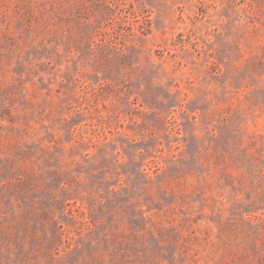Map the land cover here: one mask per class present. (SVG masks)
<instances>
[{
	"label": "rangeland",
	"instance_id": "obj_1",
	"mask_svg": "<svg viewBox=\"0 0 264 264\" xmlns=\"http://www.w3.org/2000/svg\"><path fill=\"white\" fill-rule=\"evenodd\" d=\"M0 264H264V0H0Z\"/></svg>",
	"mask_w": 264,
	"mask_h": 264
}]
</instances>
